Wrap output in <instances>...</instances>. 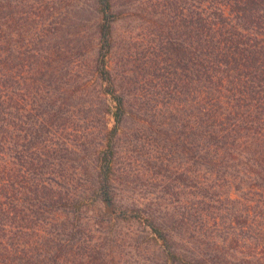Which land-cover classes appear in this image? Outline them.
<instances>
[{
    "label": "trees",
    "instance_id": "16d2710c",
    "mask_svg": "<svg viewBox=\"0 0 264 264\" xmlns=\"http://www.w3.org/2000/svg\"><path fill=\"white\" fill-rule=\"evenodd\" d=\"M94 7L92 75L114 102V124L103 134L92 167L80 173L75 159L78 165L70 168L69 148L57 140L64 124L63 76L54 77L56 58L33 57L32 92L25 90L32 105L17 104V134H0V264L94 261L105 247L97 240L112 221L142 223L172 264H264V0H158V85L169 99L159 117L174 125L175 139L187 129L188 147L182 141L180 148L192 166L189 214H197L194 221L175 219L174 226L154 215L151 202L116 207L115 140L128 111L110 58L113 26L123 11L115 0H94ZM69 172L84 176L85 190L70 191L76 181L68 180ZM222 194L238 203L227 209L236 214L228 219L236 232L215 230L202 250L205 233L191 226L206 221L202 215L213 209L209 201ZM106 202L110 211L98 206ZM90 204L98 212L86 219L81 213ZM95 234L101 236L93 241Z\"/></svg>",
    "mask_w": 264,
    "mask_h": 264
},
{
    "label": "rangeland",
    "instance_id": "374dc122",
    "mask_svg": "<svg viewBox=\"0 0 264 264\" xmlns=\"http://www.w3.org/2000/svg\"><path fill=\"white\" fill-rule=\"evenodd\" d=\"M115 1L123 12L113 26L114 48L110 59L115 83L125 96L128 111L115 140L116 207L129 209L141 202H151L152 208H156L154 215L164 217L170 226H174L177 218L194 221L197 214H189L192 166L188 151L180 148L182 141L188 147L187 129L185 136L178 134L175 139L174 125L159 117L163 103L168 104L169 99L159 94L165 91L158 85V0ZM96 22L94 0H0V134L3 132L6 137L17 134L20 127L17 129L16 125L21 124L17 104L32 105L33 100L25 97V90L32 92L33 57L42 54L56 58L54 77L63 76L59 93L64 104V124L60 125L57 140L61 147L69 148H66L71 157L67 161L69 167L78 165L75 159L80 161L77 166L80 173L83 166L88 170L92 167L93 154L104 143L103 134L114 124L111 115L114 102L103 92L105 84L92 75ZM80 47L83 53L78 56ZM170 101V105L176 104L174 108H181V103ZM165 133L170 134L169 138ZM69 177L70 182L73 178L76 181V185L71 182L76 187L71 192L85 190L83 175L76 177L69 172ZM234 194L231 196L235 197ZM222 196L209 201L213 209L202 215L206 221L201 226H191L205 233L200 240L202 250L207 248V235L215 230L236 232L228 222L236 214H229L227 209L231 205L237 207L238 203L235 205ZM98 206L106 211L112 208L107 203ZM97 212L90 204L81 214L89 219ZM105 226L103 238L97 240L105 246L102 256L96 251L98 259L87 263L88 259H83L81 263L172 264L162 255L160 241L155 243L142 223L112 221ZM185 227L178 228L185 230ZM101 235L95 234L93 241Z\"/></svg>",
    "mask_w": 264,
    "mask_h": 264
},
{
    "label": "water",
    "instance_id": "95a60500",
    "mask_svg": "<svg viewBox=\"0 0 264 264\" xmlns=\"http://www.w3.org/2000/svg\"><path fill=\"white\" fill-rule=\"evenodd\" d=\"M106 203H107V205H108V206H110V205H111V204H110V202H106Z\"/></svg>",
    "mask_w": 264,
    "mask_h": 264
}]
</instances>
